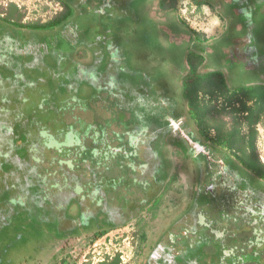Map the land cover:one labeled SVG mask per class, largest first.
<instances>
[{
  "label": "flooded vegetation",
  "instance_id": "1",
  "mask_svg": "<svg viewBox=\"0 0 264 264\" xmlns=\"http://www.w3.org/2000/svg\"><path fill=\"white\" fill-rule=\"evenodd\" d=\"M148 1L144 27L155 40L162 36V42H156L157 55L151 54L141 70L123 74L127 85L136 82L134 95H125L130 100L126 103L139 106L131 115L122 113L127 126L120 137L107 136L100 152L98 147L80 150L73 169L50 152L45 166L43 155L44 176L74 177L73 186L83 191L58 196L59 205L48 197L46 202L64 222L57 237H47L45 255L28 264H85L92 259L87 257L94 246L114 232L131 233L136 264H258V260L264 264V178L242 161L247 145L242 136H247L248 127L243 122L235 141H220L207 122L189 111L183 93L195 76L213 74L231 90H264V0H195L225 20L223 32L213 41L191 34L178 19L162 17L177 0ZM97 2L104 4L89 3ZM89 3L85 0L83 5ZM32 25L36 24H21L20 29L49 30ZM140 75L160 95L150 99ZM144 101L153 104V113L140 107ZM254 104L247 102L252 108ZM221 119L213 122L223 125L221 135L236 136L238 124L230 117ZM262 121L264 104L254 128L257 134L264 132ZM255 156L262 164L256 146ZM3 185L0 180V204L9 201L4 199L9 186ZM177 188L184 190L182 198L164 203ZM127 239L126 235L122 242Z\"/></svg>",
  "mask_w": 264,
  "mask_h": 264
},
{
  "label": "rangeland",
  "instance_id": "2",
  "mask_svg": "<svg viewBox=\"0 0 264 264\" xmlns=\"http://www.w3.org/2000/svg\"><path fill=\"white\" fill-rule=\"evenodd\" d=\"M62 1L75 7L63 27L20 29L21 24L41 25L58 16L63 12ZM84 1L0 0V180L9 186L4 198L9 201L0 204V264H28L45 255L47 237H57L64 222L46 200L50 197L59 205L58 196L83 190L73 186L74 177L44 176L43 155L45 166L52 154L73 169L80 150L98 147L100 152L107 136L120 137L127 126L121 116L133 114L132 108L139 106L134 101L131 106L126 103L130 100L125 95H134L136 82L127 85L123 74L141 70L151 54L157 55L156 42H162V36L155 40L144 27L148 0H102L101 6L90 0L83 5ZM10 4L18 10L12 19L6 18ZM199 6L195 0H177L162 17L171 16L201 38L216 40L225 20L209 6ZM140 78L150 99L160 95L146 76ZM138 79V75L133 78ZM152 106L144 101L140 107L153 113ZM221 116L231 118L228 113ZM257 148L264 160V132ZM183 191L177 188L163 202L179 200ZM122 234L128 236L123 242ZM131 237V233H111L87 259L98 264L106 252H121L123 264H136L138 254Z\"/></svg>",
  "mask_w": 264,
  "mask_h": 264
},
{
  "label": "trees",
  "instance_id": "3",
  "mask_svg": "<svg viewBox=\"0 0 264 264\" xmlns=\"http://www.w3.org/2000/svg\"><path fill=\"white\" fill-rule=\"evenodd\" d=\"M64 10L61 14L54 17L50 21L41 25H32L33 29H53L72 19L73 7L67 2L63 3ZM15 4H10L6 18L12 19L17 13ZM191 34H194L189 30ZM201 61V60H200ZM184 98L187 101L188 109L196 115L201 121L209 124L208 130L214 129L217 132V137L232 141L236 140L237 135L242 130L241 123H245L248 127L247 136H242L246 140V148L243 152V164L259 177L264 178V164H260L255 156V146L257 147V139L259 134L255 131V124L260 121L264 104L263 89H233L228 88L216 74L207 76H195V79L184 85ZM222 100V103L219 101ZM254 101V108L247 105L248 101ZM239 104V106H236ZM231 114V119L237 125L233 130L236 136L230 134V138H224L221 135L223 125L220 127L214 121L222 120L221 114ZM247 113L245 116L243 114ZM241 115V116H240ZM263 122V121H262ZM264 124V122H263ZM234 136V138H233ZM245 141V140H244ZM101 237V234L97 238ZM110 259V260H109ZM85 264H91L90 260ZM98 264H122L120 253L115 252L107 255L104 260Z\"/></svg>",
  "mask_w": 264,
  "mask_h": 264
},
{
  "label": "built area",
  "instance_id": "4",
  "mask_svg": "<svg viewBox=\"0 0 264 264\" xmlns=\"http://www.w3.org/2000/svg\"><path fill=\"white\" fill-rule=\"evenodd\" d=\"M259 136L262 137V131H261V130L259 131ZM258 155H259V152H258ZM259 157H260L262 163L264 164V160H263V158H261L260 155H259ZM108 241H109V243H111V242H110L111 239L108 240ZM94 252H95V251H94ZM118 253H121V252H118ZM111 254H113V253H111V252H106V254H105L103 257L105 258L107 255H111ZM104 258H102V259L104 260ZM120 258H121V261H122V263H123V261H124L123 255L120 254ZM92 264H93V262H92Z\"/></svg>",
  "mask_w": 264,
  "mask_h": 264
},
{
  "label": "water",
  "instance_id": "5",
  "mask_svg": "<svg viewBox=\"0 0 264 264\" xmlns=\"http://www.w3.org/2000/svg\"><path fill=\"white\" fill-rule=\"evenodd\" d=\"M169 122L172 124V126L174 127V122L171 120V119H169ZM182 133V132H181ZM187 139V138H186ZM187 141H188V143H189V145L191 146V147H193V148H195L196 147V145L194 144V143H192L189 139H187Z\"/></svg>",
  "mask_w": 264,
  "mask_h": 264
}]
</instances>
